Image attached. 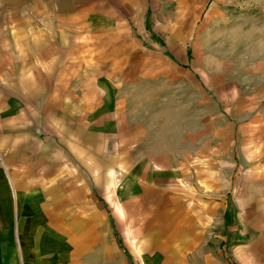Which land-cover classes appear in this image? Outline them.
I'll return each mask as SVG.
<instances>
[{
	"label": "crops",
	"instance_id": "0c3cea01",
	"mask_svg": "<svg viewBox=\"0 0 264 264\" xmlns=\"http://www.w3.org/2000/svg\"><path fill=\"white\" fill-rule=\"evenodd\" d=\"M173 3L0 0V264H264V71L235 97L228 73L176 79L174 26L142 40ZM224 166L237 249L196 255L222 244L201 219L223 209Z\"/></svg>",
	"mask_w": 264,
	"mask_h": 264
},
{
	"label": "rangeland",
	"instance_id": "374dc122",
	"mask_svg": "<svg viewBox=\"0 0 264 264\" xmlns=\"http://www.w3.org/2000/svg\"><path fill=\"white\" fill-rule=\"evenodd\" d=\"M173 4L165 6L169 9L168 11H174L175 20L172 21L170 16L168 19L166 14L163 15L159 12L155 20H150V25L155 34H147L144 37L145 39L143 38L142 40L143 43H148L149 45L157 44L160 48L171 43L177 48L181 45L186 62L180 63L178 61L179 55L174 56L176 79L179 78L181 81L183 77L193 78L194 76L199 82L200 76H215V72L218 70L217 72L220 76H223V73L225 75L228 73L234 77L231 78L233 83L228 79L229 87H237L233 91L228 88L227 92L230 96L233 95L235 97L236 93L240 94V92L246 93L248 89L254 87H248V81L253 78V70L256 68V70L264 71V0H174ZM170 26H174L175 31V41H171V43L167 40V35L170 36L172 33ZM153 35H157L159 37L157 38L158 40ZM179 67H182L184 71L182 69L180 71ZM181 72L183 74H180ZM240 74H243L244 81V84L241 85H239L238 80V75ZM245 82H247V85H245ZM177 86L178 84H176ZM192 86L198 87L199 85L195 83ZM263 86V81L257 82V87L261 88ZM178 87L182 88L183 85ZM210 93L211 91H206L208 101L214 100ZM255 93L264 94L261 90H257ZM237 102L238 100L232 102V105ZM242 104L246 105V103ZM263 104L264 100L261 99L255 106H262ZM240 110H244L243 114L246 117L248 110L244 107H238L231 111L228 110L229 115L222 112L224 120H229L230 117L232 119L235 118V113ZM206 139L207 141L218 140L209 132ZM217 177L219 176L217 175ZM238 177H240V173L236 168L228 169L225 166L223 167L222 184L225 193L223 209L222 211H219L218 208L216 209L215 220L213 217H208L207 219L202 217L201 219L207 222L206 226H208V229L206 233L213 237L217 236V238L221 236L222 244L193 246L196 250L197 248L200 250L196 255L205 247H208L210 251L216 248V250H221L223 254L227 253L228 256L232 251H236V246L234 244L229 245L227 242L231 241V235H236V232H238L236 225H240L238 222L244 221L243 217L247 214L244 211L245 208L240 206L242 198L239 191H242V189L240 188ZM227 185L232 187L228 188L226 187ZM235 189L239 190L236 193V198H234ZM231 206L235 208L233 214L230 210ZM225 210L231 213L227 215ZM230 226H234V229H230ZM198 227V232L201 234L200 238H198V241H200L206 233L205 228L202 229L203 227L199 225ZM238 252H242L240 247H238ZM231 258V264H240L235 257L232 256Z\"/></svg>",
	"mask_w": 264,
	"mask_h": 264
}]
</instances>
